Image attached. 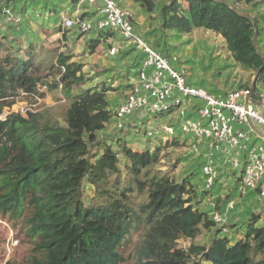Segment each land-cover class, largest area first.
I'll list each match as a JSON object with an SVG mask.
<instances>
[{"label": "trees", "instance_id": "1", "mask_svg": "<svg viewBox=\"0 0 264 264\" xmlns=\"http://www.w3.org/2000/svg\"><path fill=\"white\" fill-rule=\"evenodd\" d=\"M132 1L152 13L157 0ZM237 1L264 6V0ZM45 12L52 16L55 10ZM96 15L83 12L79 17L89 20ZM159 16L162 28L175 33L201 29L218 35L234 63L254 72L255 83H264V57L255 41L263 33L264 15L251 18L226 0H169L159 8ZM64 30L81 34L77 28H63L62 37ZM95 36L92 49L115 34ZM22 46L18 43L12 53L0 43V114L21 95L36 100L56 91L68 105L63 125L43 112L0 120V216L18 220L33 245L29 260L18 264H196V256L207 264H264V226H256L258 215L249 217L237 240L221 229L208 246L194 244L202 230L215 223L193 201L190 182L177 183L167 172L154 171L160 146L137 152L118 141L116 149L105 145L92 153L98 135L112 120L116 124L117 107L110 110L107 102L112 89L100 84L83 89L88 76L82 64L63 53L51 60L33 45ZM128 47L122 55L133 74L124 86L129 90L146 56L133 45ZM253 89L257 90L255 85ZM143 135L150 139L146 132ZM218 161L229 162L222 155H217ZM230 168L239 193L243 167ZM231 210L226 205L225 211ZM183 239L190 241L188 249L178 246ZM129 245L132 263L124 256Z\"/></svg>", "mask_w": 264, "mask_h": 264}, {"label": "rangeland", "instance_id": "2", "mask_svg": "<svg viewBox=\"0 0 264 264\" xmlns=\"http://www.w3.org/2000/svg\"><path fill=\"white\" fill-rule=\"evenodd\" d=\"M115 1L122 9L132 13L137 35L169 58L173 62V67H176L178 72H182L191 85L215 95H224L244 86L253 88L254 85L257 91L264 92V83H255L254 72L242 69L234 63L223 39L218 35L201 29L193 30L188 34L163 29L159 8L169 0H157L152 13H147L143 7L132 0ZM226 1L251 18L264 15L262 4L248 6L242 1ZM181 3L184 8L187 7L185 2ZM88 4L81 0H76V4L72 0H0V43L4 48H11L12 53L18 43L24 48L33 45L51 60H54L58 53L68 55L71 61L82 64V71L88 76L83 89L99 84L112 89V92L107 95L108 108L111 110L116 108L118 102L124 98L128 90L124 86L130 83V77L133 75L129 70L127 56L122 55L130 47L118 40L117 43L112 44L101 41L95 49H92L91 42L97 37L93 34H79L75 30H64L66 35L62 37L63 19L73 18L79 15L77 13H83L82 11L86 8L90 10L89 12L93 11L91 7L86 6ZM49 8L55 10L52 16L45 12ZM5 12L16 18V24L8 22ZM261 32L263 33L256 37L255 41L256 47L264 57V24L261 25ZM111 46L118 49L117 56L107 55V50ZM67 105L68 100L65 96L56 91L47 93L43 99L36 98V100L25 99L21 95L12 107L3 109L0 120L16 113L25 115L29 111L43 112L63 125L62 120ZM148 119L150 124L145 123L147 119L142 120L136 129L132 127L130 120L126 121L124 123L126 130L119 129L112 120L106 130L98 135L99 142L96 143L98 146H92L91 152H100L105 145L116 149L118 141L125 142L137 152H142L145 148L152 151L160 146L159 161L153 167L154 171L167 172L177 183L183 180L190 182L193 189V201L208 217H212L213 214L224 215L222 225L215 224L210 230H202L194 242L196 246H208L215 232L221 229L227 231V235L232 239L241 238L245 223L252 215H258L259 220L256 226H264L262 201L256 193L250 192L245 195L238 193L237 176L230 168L229 162H216L217 178L214 187L205 192L201 171L204 155L201 146L190 139L179 140L176 146L172 145L173 141L168 139L162 140L160 144L155 138L146 139L143 135L145 131L154 126L166 124L164 121H155L153 116H149ZM259 129L262 130V127ZM120 159L123 166L125 160L121 156ZM229 203H233L234 208L226 212L225 208ZM190 245L189 240L178 241V246L182 249H188ZM32 246V243L23 236L18 220L0 216V264H18L28 261ZM133 252L132 245L124 251L128 263L134 261ZM194 261L196 264H207L200 256H196Z\"/></svg>", "mask_w": 264, "mask_h": 264}, {"label": "built area", "instance_id": "3", "mask_svg": "<svg viewBox=\"0 0 264 264\" xmlns=\"http://www.w3.org/2000/svg\"><path fill=\"white\" fill-rule=\"evenodd\" d=\"M81 1L98 4V14L89 20L79 16L64 18L63 28H77L83 35L113 33L115 36L108 40L110 44L119 40L146 56L125 99L117 105V127L126 130L125 120H130L136 129L142 120L147 119L145 122L150 124L149 116L164 121L166 124L145 131L146 136L173 142L190 139L201 145L206 190L214 185L217 155H222L234 169L243 167L239 193L256 192L264 206V92L240 88L215 95L190 85L182 72L172 68L165 56L134 32L132 13L118 6L115 0ZM5 14L8 22H16L11 14ZM117 52L115 46L107 50L110 56ZM233 208V203L227 204L228 210ZM212 220L216 225L224 222L218 214H213Z\"/></svg>", "mask_w": 264, "mask_h": 264}, {"label": "crops", "instance_id": "4", "mask_svg": "<svg viewBox=\"0 0 264 264\" xmlns=\"http://www.w3.org/2000/svg\"><path fill=\"white\" fill-rule=\"evenodd\" d=\"M86 6H88V7H91L92 9H93V11L91 10V12H89L90 10L88 9V8H86V10H84V11H82V12H88V13H90V14H98V12H97V7L96 6H98V4H96V6L95 5H93V4H88V5H86ZM94 6V7H93ZM77 14H80V13H77ZM76 16H79V15H76ZM75 17V16H74ZM73 17V18H74ZM120 103V101L118 102V104Z\"/></svg>", "mask_w": 264, "mask_h": 264}]
</instances>
